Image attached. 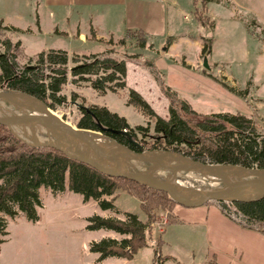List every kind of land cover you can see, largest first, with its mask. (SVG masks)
Here are the masks:
<instances>
[{
	"label": "rangeland",
	"instance_id": "374dc122",
	"mask_svg": "<svg viewBox=\"0 0 264 264\" xmlns=\"http://www.w3.org/2000/svg\"><path fill=\"white\" fill-rule=\"evenodd\" d=\"M23 1L17 0L15 9L1 7L0 16L11 19L17 27L25 29L34 25V12L25 8ZM154 1L159 3L166 15L165 23L160 28L145 31L147 35L142 49L135 47V36L125 37L116 29L111 31L112 35L103 38L104 42L82 43L63 35H46L38 31L32 34L24 32L19 37L10 31L3 34L12 40L18 37L27 55L46 48L79 53H70L69 59L72 55L79 57L107 49L114 51L116 58L138 55L134 60L125 62V86L116 92L106 91L98 95L87 82L72 83L68 78L60 92L65 101L52 111L72 126L80 117L81 106L95 104L124 117L130 127L147 126L151 134L152 122L126 104L127 92L133 89L140 93L154 113L167 117V101L142 66L144 60H149L162 73L163 83L186 99L195 112H229L244 116L252 113L258 128L264 133V99H261L259 87L250 83L251 80L264 86V62H259L256 56L264 54V27L256 24L254 14L249 12L257 10L264 18V0H210L205 5L201 0H174L179 7L172 6L171 0ZM198 13L203 17L202 23L195 18ZM177 34L186 36L177 39L173 47L176 55H172V52L170 55L165 47L167 36ZM120 39L122 44H119ZM204 39H209L206 53L196 46L198 43L202 48ZM163 53L171 57L157 56ZM203 57L207 68L201 65ZM71 65L69 60L67 66ZM200 76L209 85H203ZM136 138L141 139L139 134ZM38 197L39 206L36 207L37 218L34 221L26 220L21 212H17L13 218L0 213L5 232L0 235V264H150L152 257H155L154 248L159 256H169L163 264H209L202 238L203 227L166 224L168 216H171L170 208L157 211V219L146 231L148 245L133 255L131 260L107 257L96 261L97 254L88 250L90 243L117 235L107 230L90 231L85 228L87 217L103 216L97 204L93 201L84 203L80 195L66 189L54 193L40 187ZM114 200L119 216L128 212L141 221L145 220L137 199L116 191ZM157 236L160 243L156 247ZM116 237L120 240V236Z\"/></svg>",
	"mask_w": 264,
	"mask_h": 264
},
{
	"label": "trees",
	"instance_id": "16d2710c",
	"mask_svg": "<svg viewBox=\"0 0 264 264\" xmlns=\"http://www.w3.org/2000/svg\"><path fill=\"white\" fill-rule=\"evenodd\" d=\"M209 1L201 0V3L205 5ZM195 18L203 22L199 13ZM4 31L15 33L17 30L4 26L0 19V91L30 96L42 101L51 110L64 103L65 97L60 92L68 78L72 83L87 82L98 95L123 89L125 62L138 56L116 58L115 52L110 49L79 57L72 55L70 59L62 49H46L27 56L20 42L5 36ZM124 36H135V47H144L146 35L142 30L126 29ZM122 43L120 39L119 44ZM208 48L209 39H204L201 52L206 53ZM69 60L72 65L68 67ZM142 66L167 101V117L154 113L133 89L127 92L126 104L152 122L151 134L147 126L130 127L124 117L95 104L80 107V117L75 126L101 131L134 151H137V147L131 140L143 150L174 151L205 164L264 168V133L252 118L229 112L197 113L185 99L163 83L162 73L153 62L144 60ZM137 134L141 139L136 138ZM40 187L54 193L66 189L80 195L83 202L95 201L100 210L113 212H116L113 206L116 191L137 199L139 209L145 216L143 222L128 212L123 213L122 219L98 215L86 218L87 230H108L125 236L120 240L108 237L92 241L88 250L97 254L96 261L107 257L131 260L133 255L147 246L146 231L157 219V211L171 209L176 204L162 191L125 178L103 175L55 149L24 145L0 125V213L13 218L17 212H21L26 220L34 221L37 218ZM204 205H213L238 227L264 236V197L250 202L210 200ZM2 221L0 217V235L5 234ZM174 221L168 216L166 224ZM159 243L157 236L156 247ZM154 255L150 264H163L169 258L159 256L155 248Z\"/></svg>",
	"mask_w": 264,
	"mask_h": 264
},
{
	"label": "water",
	"instance_id": "95a60500",
	"mask_svg": "<svg viewBox=\"0 0 264 264\" xmlns=\"http://www.w3.org/2000/svg\"><path fill=\"white\" fill-rule=\"evenodd\" d=\"M201 65L207 68L205 57ZM0 125L24 145L55 149L103 175L162 191L183 207L264 197V168L205 164L174 151L143 150L131 140L134 151L101 131L72 126L42 101L21 93L0 91Z\"/></svg>",
	"mask_w": 264,
	"mask_h": 264
},
{
	"label": "crops",
	"instance_id": "0c3cea01",
	"mask_svg": "<svg viewBox=\"0 0 264 264\" xmlns=\"http://www.w3.org/2000/svg\"><path fill=\"white\" fill-rule=\"evenodd\" d=\"M170 3L174 7H179L174 0H171ZM23 6L34 12L33 26L22 29L17 27L11 19L0 16L4 26L17 30L13 34L19 37L24 32L32 34L34 31H38L44 32L46 35H63L81 43L86 41L104 42L103 38L108 34L112 35L111 31L115 29L122 34L126 29H140L147 35L146 32L149 29L162 27L166 16L163 14L159 3L154 0H24ZM1 7L15 9L17 7V0H0ZM249 12L254 14L256 24L264 27V18L261 14L257 10L254 12L249 10ZM183 35L185 34L167 36L168 40L165 47L168 49V54L171 55L172 52V55H176L173 47L178 41L177 39H182ZM18 37L14 40L20 42V46L24 51V46ZM196 46L201 49L200 44L196 43ZM65 51L68 56L70 53H78L75 50ZM24 54L27 55L26 53ZM170 55L168 56L163 53L157 56L171 57ZM256 56L259 57V62H264V54L263 56ZM182 58L184 59V56ZM199 78L203 80H201L203 85H209L201 76ZM250 83L254 87H259V94L263 100L264 86L252 83L251 80ZM136 92L138 93V91ZM246 117L255 120L252 113L247 114ZM89 201L91 200L86 202ZM93 202L96 203L95 201ZM115 202L116 200H113L116 213L112 214V210H101L103 213L102 217L122 219L123 216H119L117 213ZM170 214L175 219L171 224L203 227L202 238L206 244V257L209 264H264V236L238 227L221 215L213 205L183 207L175 204L170 209ZM116 236H120V239L125 237L117 234L109 238L119 240Z\"/></svg>",
	"mask_w": 264,
	"mask_h": 264
}]
</instances>
